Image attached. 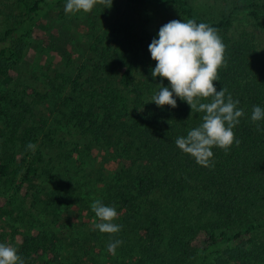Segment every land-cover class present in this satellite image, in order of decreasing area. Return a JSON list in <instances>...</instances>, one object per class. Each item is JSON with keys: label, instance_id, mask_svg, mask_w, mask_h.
Returning a JSON list of instances; mask_svg holds the SVG:
<instances>
[{"label": "trees", "instance_id": "obj_1", "mask_svg": "<svg viewBox=\"0 0 264 264\" xmlns=\"http://www.w3.org/2000/svg\"><path fill=\"white\" fill-rule=\"evenodd\" d=\"M15 2L14 23L0 33V82L20 66L34 27L66 0ZM119 3L138 8L140 24L110 22ZM98 5L106 23L92 11L78 24L80 38L95 39L83 72L57 73L46 93L30 89V97L49 105L43 115L36 118L38 102L32 106L27 95L0 92V196L17 194L24 183L41 187L45 174L53 216L60 208L68 214L76 209L97 219L93 196L116 208L114 222L122 230L109 235L88 222L71 224L67 242L50 229L22 230L18 254L25 264H264V120L250 119L254 106L264 109V40L254 33L264 36V0L235 1L217 17L204 16L188 0ZM152 6L213 27L226 46V66L214 84L239 100L244 115L233 129L239 145L227 153L213 148L211 168L175 144L202 123L204 113H192L178 97L176 108L150 101L161 82L168 86L166 78L151 76L156 62L148 46L160 29L151 28ZM29 142L35 152L27 150ZM105 161L115 168L108 170ZM66 174L72 177L65 189ZM117 239L122 243L109 253L108 243Z\"/></svg>", "mask_w": 264, "mask_h": 264}, {"label": "clouds", "instance_id": "obj_2", "mask_svg": "<svg viewBox=\"0 0 264 264\" xmlns=\"http://www.w3.org/2000/svg\"><path fill=\"white\" fill-rule=\"evenodd\" d=\"M113 0H66V15L90 13L97 4L107 8ZM158 39L153 38L148 46L151 59L156 62L151 69V76L164 78L168 86L161 82L159 90L150 101L157 107H177V97L186 102L192 113H204L202 123L179 137L175 144L183 153L190 155L197 164L211 168L213 166V148L226 153L233 146L239 145L233 129L244 115L243 109L233 100L227 89L217 91L214 82L219 81L218 69L226 66V46L216 29L193 19L187 21L173 19L160 27ZM206 101V102H204ZM253 123L264 120V109L254 106L250 117ZM36 145L29 142L27 150L35 152ZM97 221L94 228L103 234L115 235L122 230V225L115 223L119 213L115 207L106 206L101 200H94L91 205ZM122 241L112 240L107 251L115 254ZM0 264H25L15 247L0 243Z\"/></svg>", "mask_w": 264, "mask_h": 264}, {"label": "rangeland", "instance_id": "obj_3", "mask_svg": "<svg viewBox=\"0 0 264 264\" xmlns=\"http://www.w3.org/2000/svg\"><path fill=\"white\" fill-rule=\"evenodd\" d=\"M189 3L201 14L206 17H217L224 11H227L235 1L242 2L246 0H188ZM15 0H0V33L14 23L13 15L18 13ZM64 5L53 11L50 15L42 19L37 24L28 39L26 48L23 51L21 64L17 70L9 74V79L0 82V92H13L20 97L25 96V101L32 106L38 102V106L32 108L36 118L45 113L44 108L49 105L35 101L29 95L30 89L46 93L49 79L53 78L57 73L75 77L80 71L83 72L82 66L86 57L89 56V49L95 44V39H87L81 37V27L78 24L88 19L89 13H77L75 15H66ZM13 7V12L10 9ZM120 13H113L109 18L110 22L117 19H123L125 23L138 25L143 20L142 13L138 8L126 7L124 3H119ZM96 16H102V8L97 4L92 10ZM91 11V12H92ZM151 28L158 30L159 27L175 19V15L161 7H149ZM9 15V18L5 16ZM102 23L107 22L106 16H102ZM260 43H263L264 36L260 31L254 32ZM91 54V53H90ZM26 93H25V92ZM41 108V112L37 111ZM32 121L31 114L28 116ZM96 161L101 162V155L94 153ZM53 157V155H51ZM46 158V162H47ZM57 160H54V163ZM52 163L48 164L47 170H52ZM105 167L113 170L115 164L105 161ZM42 173V172H40ZM54 175V174H52ZM64 173L62 174V176ZM70 174L65 175L62 187L66 189ZM42 186L32 188L24 183L17 194L13 195V190L8 194L0 196V243H6L15 247H20L19 232L33 230H53L59 236H63L67 242V233L70 225H80L83 222L90 223L91 227L98 222L97 219L91 218L90 213L83 212L79 215V211L75 209L73 214H68L60 208L57 216L51 213V206L55 204L49 203V189L52 183L49 177L42 175ZM72 185V179L69 182ZM95 198L91 197V203ZM90 203V205H91ZM92 211V210H91ZM90 216V217H89ZM93 224V225H92ZM18 233L14 235V231ZM85 231V230H84ZM21 232V233H22ZM23 235V234H22ZM90 238V232H88ZM107 264V263H106ZM109 264V263H108Z\"/></svg>", "mask_w": 264, "mask_h": 264}]
</instances>
